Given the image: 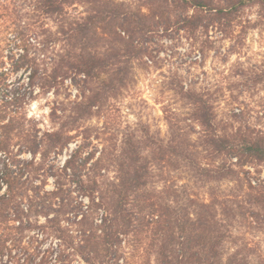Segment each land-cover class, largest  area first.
I'll use <instances>...</instances> for the list:
<instances>
[{
  "label": "trees",
  "instance_id": "trees-1",
  "mask_svg": "<svg viewBox=\"0 0 264 264\" xmlns=\"http://www.w3.org/2000/svg\"><path fill=\"white\" fill-rule=\"evenodd\" d=\"M17 1L0 0V264H132L126 249L134 245L138 253H131L132 258L145 264H152V254L155 264H251L243 248L229 253L227 246L235 243L236 222L264 227V185L254 187L243 173L248 164H264V133L221 134L209 101L188 93L193 117L205 135L207 158L219 159L218 163H204L192 145L173 139L155 143L151 159L145 157L142 144L129 142L118 163L116 180L105 186L91 169L87 171L82 147L62 166L48 169L51 156L62 155L69 147L78 122L100 105V93L91 90L87 96L83 91V102L74 103L69 116L64 113L59 129L40 137L23 111L24 99L9 95V78L29 74L32 93L38 87L49 92L68 79L73 84L98 82L102 74L113 70L110 84H100L105 85V92L107 87L116 91L129 72L120 65L119 48L101 55L86 54L84 49L98 22L111 29L104 28L108 33L114 31L128 41L130 49L138 48L147 34L146 16L107 0L105 12L73 24L65 51L47 63L40 49L43 19L65 20L76 3L94 1L37 0L33 12L42 18L38 24L21 20L19 11L18 15L8 11L7 4ZM172 5L178 13L168 23L188 32L231 26L251 6L264 11V0H173ZM72 40L85 47L77 49ZM130 52L132 61L143 48ZM28 154L32 159L25 158ZM171 159L187 163L199 181H232L237 188L228 195L214 191L209 201L189 197L188 203L173 205L148 190L155 176L153 168ZM50 177L55 179L51 191L46 189Z\"/></svg>",
  "mask_w": 264,
  "mask_h": 264
},
{
  "label": "rangeland",
  "instance_id": "rangeland-1",
  "mask_svg": "<svg viewBox=\"0 0 264 264\" xmlns=\"http://www.w3.org/2000/svg\"><path fill=\"white\" fill-rule=\"evenodd\" d=\"M90 1L94 2L76 3L65 20L56 16L43 19L40 49L47 63L58 60L65 51L68 33L74 23L105 12L107 0ZM112 1L124 5L125 10L146 16L147 34L140 39L138 48L131 47L135 51L143 48L140 57L130 61L132 54L128 41L119 39L114 31H105L104 28L111 29L101 22L96 24V33L90 35L86 47L77 44L76 40H72V45L77 49L85 47L86 54L98 55L114 53L115 47L119 48L120 65L123 69L128 67L129 72L125 75V84L116 91L107 87L105 92V85L100 84L103 81L110 84L114 78L113 70L102 74L98 82L78 80L73 84L68 79L60 88L49 92L38 87L32 93L28 87L29 74L18 73L9 78V95L24 99L23 111L40 131V137L47 131L59 129L64 113L69 116L73 104L83 102V91H87V96L91 90L100 93V105L78 122L69 147L62 155L51 156L48 169L62 166L75 150L82 147V156L88 159L87 171L91 169L90 173L97 175L105 186L116 180L118 163L129 142L142 144L145 157L151 159L155 143L167 144L173 139L192 145L201 153L200 159L204 163H218L219 159L207 158L209 152L203 143L205 135L193 117V104L187 98L188 93L199 94L209 101L221 134L264 133V11L261 7L243 9L231 26L188 32L168 23L178 13L172 5L173 0H163L164 4L161 0ZM36 2L18 0L6 7L9 12L16 11V15L19 11L20 17L23 16L21 20L38 24L42 18L33 12ZM54 110L57 114H53ZM25 158L30 160L32 155ZM153 169L155 176L148 190L161 198L166 197L173 205L186 204L189 197L209 201L214 191L228 195L237 188V183L232 181H199L192 168L178 159L163 161ZM243 173L254 187L264 185V164H248ZM54 181L50 177L47 190H54ZM233 234L235 243L227 246L229 253L243 248L251 264H264V227L256 229L236 222ZM134 247L126 249L129 261L145 264L132 258L131 253H138ZM141 247L137 245V248ZM151 261L155 264L154 254Z\"/></svg>",
  "mask_w": 264,
  "mask_h": 264
}]
</instances>
